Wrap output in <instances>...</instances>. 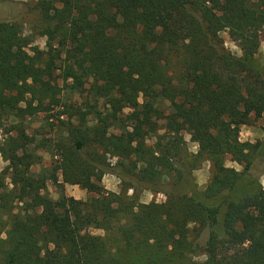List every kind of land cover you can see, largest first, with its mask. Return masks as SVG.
Wrapping results in <instances>:
<instances>
[{"label":"trees","instance_id":"trees-1","mask_svg":"<svg viewBox=\"0 0 264 264\" xmlns=\"http://www.w3.org/2000/svg\"><path fill=\"white\" fill-rule=\"evenodd\" d=\"M35 9L30 35L0 21V129L56 99V71L68 90L104 100L106 113H80L96 123L72 128L52 172L39 176L30 172L36 157L20 125L0 143L8 163L0 171V264H264V189L252 173L263 149L239 140L240 128L264 114V70L255 62L264 0H38ZM222 31L241 56L225 49ZM33 35L45 38L43 50ZM117 126L120 133H110ZM89 144L114 151L126 189L144 184L165 200L102 195L92 178L109 165L86 155ZM204 161L210 180L200 193L193 172ZM47 180L94 196L57 203Z\"/></svg>","mask_w":264,"mask_h":264},{"label":"rangeland","instance_id":"rangeland-1","mask_svg":"<svg viewBox=\"0 0 264 264\" xmlns=\"http://www.w3.org/2000/svg\"><path fill=\"white\" fill-rule=\"evenodd\" d=\"M37 1L38 0H0V21L18 22L23 29V33L25 35H30L31 28L37 20V12L35 9ZM33 37L34 44L43 50L45 38L37 35H33ZM220 37L227 51L237 57L241 56L238 43L229 37L227 31H222ZM255 62L264 70V34L260 38L259 49L255 55ZM58 75L59 71L53 74L54 80L52 85L60 89L53 102H49V100L44 101L38 112L31 116L26 115L20 123L18 119L13 116L7 118L0 129L1 143L7 137L15 136L19 125L20 128L22 127L25 134L26 149L36 157L35 163L30 168V172L34 176L42 175L44 171L52 172L58 160L56 152L57 145L68 138V133L72 128L91 127L96 123L95 115L93 114H88L83 122L80 116L82 113H92L94 108L99 112L106 113L104 100L97 101L87 95L86 91L83 93H75L68 90L65 88V85L62 84ZM85 88L87 89V86ZM139 102H142L141 98H139ZM23 105L24 104H21V106ZM33 105H36V103ZM159 109L163 111L166 117L171 114L168 103L160 105ZM129 113L130 109L126 108L123 110V115L126 116ZM158 124L161 126L159 134H163L167 125L166 120H162ZM120 125H126V121H121ZM110 133L118 135L120 133L119 126L112 128ZM181 135L187 150L190 153H196L198 145L193 141L191 130L184 124L182 125ZM239 140L240 142H249L252 144L259 143L264 151V114H262L260 118L252 120L249 125L240 128ZM153 142L154 140L151 139L148 141V144L150 145ZM263 151L261 156L255 160L252 173L259 179L264 189ZM85 153L89 158H94L109 165L108 173L101 174L100 172H96L92 178L93 182L102 189V195H105V193L126 194L128 198L132 199L133 203L142 204H147L152 201L163 202L165 200L162 193H155L148 189H144V184H135L134 191L132 189H126V187L121 184L120 179L114 174V171H117L115 164L120 160L115 156L112 149H106L96 144H89L85 149ZM7 165V161L0 155V171L4 170ZM225 165L237 171L242 170L240 165L229 161V159L226 160ZM56 174L59 183H61L60 171H57ZM193 178L197 190L203 193L210 180V164L204 161L201 166L193 172ZM6 183L7 189L9 190L11 187L8 181H6ZM162 183L166 185L168 179H163ZM45 191L48 196L57 203L61 202L62 196L72 197L79 201H86L91 196H94V194L86 192L77 185H55L48 180L46 181ZM61 212H64V210H61ZM86 232L93 236L104 235V231L100 229L89 228ZM2 237H4V235H2Z\"/></svg>","mask_w":264,"mask_h":264}]
</instances>
